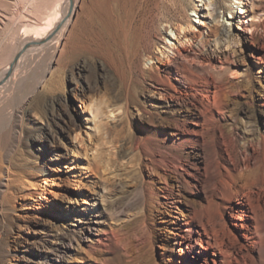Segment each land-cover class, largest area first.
I'll use <instances>...</instances> for the list:
<instances>
[{
	"label": "bare ground",
	"instance_id": "1",
	"mask_svg": "<svg viewBox=\"0 0 264 264\" xmlns=\"http://www.w3.org/2000/svg\"><path fill=\"white\" fill-rule=\"evenodd\" d=\"M148 1L50 0L46 6L47 0H15L16 10L24 4L31 19L38 14L43 18L34 17V24L25 25L23 37L29 39L19 45L10 65L0 75V131L11 126L17 116L12 108L15 99L20 98L19 108H24L39 85L38 77L31 78L22 70L24 55L52 45L53 65V57L59 51L55 50L68 45L65 43L69 40L72 50H89V41L98 36L93 31L94 24L109 39L118 41L131 77L149 82L145 91L147 110L136 107L133 113L127 105L118 104V95L109 94L106 107L110 111L106 117L112 118L116 111H122L132 124L133 115H143L151 121L150 111L157 109L162 110L159 115H170L171 129V139L165 146L150 151L155 160L138 162L126 187L118 182L109 183L102 177L97 193L89 196L91 203L83 201L80 225L83 236L79 240L60 244L48 240L49 247H39L32 252V264H161L155 250L154 219L163 209L168 218L162 220L164 225L160 227H166L169 234L164 246L169 251L170 261L257 264L261 258L264 251V137L255 148L240 147L232 130L226 133L217 125L225 120L227 102L235 92L240 69L252 62L254 72L264 71V42L256 44L260 37L257 32L264 30V1L235 0L237 8L234 10L236 2L225 0L230 14L229 24H226L220 23L219 0H193L196 5L191 6V11L198 15L201 26H196L183 9L177 19L165 18L164 31L169 30V40L171 37L175 43L164 44L167 50L156 49L162 58L151 52L156 32L161 29H153L154 14H144ZM117 5L123 8V21L114 15ZM79 15L84 25L76 33L73 23ZM206 28L209 33H205ZM260 39L264 40V35ZM189 53L201 57L199 69L186 64L192 60ZM177 58L183 62L176 64V77H172L170 67ZM146 61L152 62L147 66ZM217 65L223 68L215 70ZM261 106L264 109V84ZM90 109L94 117L100 112V106L93 105L92 101ZM186 122L195 123L198 129L187 132ZM148 141L139 135L133 143V152L141 155L147 150ZM115 148L121 152V161L124 160L126 153L122 152V145L117 143ZM39 164L27 159L17 166L1 167L0 181L7 190H25L29 198L36 195L38 184L42 182L45 185L43 197L47 186L54 187L55 172H40ZM82 170L84 173L82 171L76 181L82 187L94 185L93 169L86 166ZM170 178L177 184V194L171 191ZM181 190L198 196L187 200L185 209L178 205L177 198L184 197ZM25 253L5 249L0 253V264H21Z\"/></svg>",
	"mask_w": 264,
	"mask_h": 264
},
{
	"label": "rangeland",
	"instance_id": "2",
	"mask_svg": "<svg viewBox=\"0 0 264 264\" xmlns=\"http://www.w3.org/2000/svg\"><path fill=\"white\" fill-rule=\"evenodd\" d=\"M192 1H148L144 14L147 16L148 13L154 14L153 29H161V32H156L153 40L151 48L153 55L162 58L156 49L167 50L164 44L175 43L171 37L169 40V30L164 31L165 18L175 20L179 17V12L186 10L190 20L196 26H201L200 18L191 11V6L196 5V2ZM49 2L50 0H47L46 6ZM232 2H236L233 5L235 10L237 1ZM218 6L221 8L220 23L229 24L230 14L226 10L229 3L219 0ZM26 8L27 6L23 4L16 10L15 0H0V75L10 65L19 45L29 39L23 37L25 25L34 24L35 18L37 20L43 18L42 14H38L31 19ZM114 15L123 21V8L119 5L114 6ZM83 25L84 19L79 15L73 23V29L78 33ZM93 27L98 36L89 41L91 47L90 49L88 47L89 50H72L69 40L65 43L68 45L55 50L59 51L53 57L55 59L53 65L52 45L46 49L29 51L24 55L22 70L31 78L38 77L39 85L24 108H19L20 98L13 101L12 108L16 110L17 116L11 126L0 131V168L8 165L17 166L28 159L36 161V164L40 163L38 165L40 172L46 170L55 172L52 179L54 187L47 186V193L43 197L45 185L42 182L38 184L36 195L29 198L25 190H7L0 181V253L5 249L12 252L24 250L26 253L21 259V264H32V252L39 247H49L48 240L52 244L79 240L83 236L80 230L83 201L91 203L89 196L97 193L102 177L108 179L109 183L118 182L126 187L136 164L154 161L155 157L150 155V151L161 150V147L171 139L168 122L170 115L165 113L159 115L162 110H151V121L143 115H133L132 124L122 111H116L111 115L112 118L106 117V113L110 111V108L106 107L109 94L118 95L120 98L118 104L127 105L133 113L136 107L147 110L145 91L149 82H139L135 77H131L118 41L109 39L97 24ZM205 33H209L208 28ZM257 33L263 37L264 30ZM260 37L256 41L257 45L264 42ZM176 46L180 47V44L176 42ZM189 55L194 61L186 64L199 69L201 57L192 53ZM151 62L146 61L145 64L148 66ZM181 62L182 59H176V63L170 67L172 69L170 76L176 77L174 67ZM219 67L215 70L223 68ZM240 70L235 92L227 102L226 121L223 120L217 127L226 133L232 130L237 146L255 148L261 137H264V109L261 106L264 71L254 72L252 62L247 68ZM1 91L0 89V95ZM90 101L93 105L100 106V112L96 117L93 116V109L89 110ZM185 129L191 133L192 130H197L198 126L186 122ZM139 135L149 140L147 150L141 155L133 152L132 148ZM117 143L122 145V152L126 153L122 161L119 156L121 152L115 148ZM35 145L42 147L45 152L37 150ZM190 150L195 152L193 148ZM46 152L48 153L45 155ZM86 166L93 169L95 183L82 187L76 180L82 171L84 173L85 170L82 169ZM145 174L147 176L146 171ZM82 178L85 180V177ZM173 180L174 178L169 180L173 186L171 191L177 194L178 187ZM181 193L184 197L177 198L180 200L178 205L181 209L186 208L187 200H195L198 197L194 193L189 195L182 190ZM162 211L154 219V223L159 227L164 225L162 220L168 218L164 209ZM156 226L155 250L158 259L161 264H178L176 261H170L169 251L164 246L169 235L167 228ZM170 241L173 242L171 239ZM81 244L84 242L81 241ZM260 259L257 264H264V251Z\"/></svg>",
	"mask_w": 264,
	"mask_h": 264
}]
</instances>
